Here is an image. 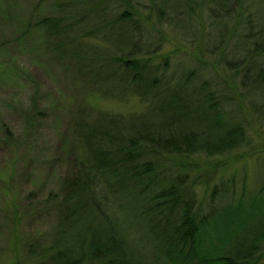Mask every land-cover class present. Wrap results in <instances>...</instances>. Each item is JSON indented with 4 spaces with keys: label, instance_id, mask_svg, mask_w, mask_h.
Returning <instances> with one entry per match:
<instances>
[{
    "label": "trees",
    "instance_id": "obj_1",
    "mask_svg": "<svg viewBox=\"0 0 264 264\" xmlns=\"http://www.w3.org/2000/svg\"><path fill=\"white\" fill-rule=\"evenodd\" d=\"M141 1L56 0L59 15L32 26L43 31L45 48L75 62L99 97L122 99L100 87L122 83L149 108L129 116L98 110L76 123L67 147L73 172L55 195L51 241L15 264H264V224L255 223L264 211L230 218L240 211L222 200L232 194L230 181L220 199L198 197L211 181L199 161L242 150L252 157L257 139L264 145V0H148L164 24L201 43L196 60H210L206 80L190 69L168 75L167 56L162 71L153 64L150 48L163 36L145 24L149 14L135 18ZM193 14L206 15L204 33ZM93 41L113 48L90 47ZM254 189L252 200L264 195V180ZM225 213L235 220L208 234ZM142 230L148 240L138 253Z\"/></svg>",
    "mask_w": 264,
    "mask_h": 264
},
{
    "label": "rangeland",
    "instance_id": "obj_2",
    "mask_svg": "<svg viewBox=\"0 0 264 264\" xmlns=\"http://www.w3.org/2000/svg\"><path fill=\"white\" fill-rule=\"evenodd\" d=\"M55 2L0 0V264H15L18 255L50 243L57 221L55 195L60 182L73 172L74 155L69 154L67 147L72 143L76 123L92 120L98 110L129 116L149 108L123 91L122 83L103 82L100 86L107 94L117 91L122 99L99 97L73 60L62 59L44 47L43 31L32 26L46 16L59 15ZM141 3L145 7L134 9L135 18L141 21L150 15L145 24L156 37L163 36L161 43H157L160 47L150 48L153 64L160 65L162 71V56H167L168 75L179 76L190 69L197 72V77L209 78L210 60L205 58L206 64L196 60L201 43L194 44L176 25L164 24L156 11L150 10L148 0ZM205 18V14L192 15V24L197 29H201L202 22V33L206 30ZM101 43L93 41L88 45L113 48ZM260 142L257 139L256 149L260 151L252 157L250 150L246 153L242 150L230 158L199 161L200 172L206 171L211 181L208 186L198 188V197L220 199L224 195L221 184L230 181L226 186L228 195L232 194L229 200L225 196L222 200L240 209L239 214L233 211V215L227 210L230 218L263 212L264 199L260 198L264 195L256 200L251 197L254 188L264 180V145ZM215 165L221 166L214 170ZM240 176L241 179L246 176L244 182ZM217 185L218 194L214 197ZM230 218L226 213L225 218L219 217L208 234L221 227L223 231L225 222L228 225L235 220ZM255 223L264 224V217ZM147 237L142 230L134 242L138 253L144 251Z\"/></svg>",
    "mask_w": 264,
    "mask_h": 264
}]
</instances>
